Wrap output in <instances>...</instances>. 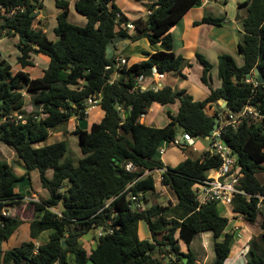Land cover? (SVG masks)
<instances>
[{"label":"trees","instance_id":"1","mask_svg":"<svg viewBox=\"0 0 264 264\" xmlns=\"http://www.w3.org/2000/svg\"><path fill=\"white\" fill-rule=\"evenodd\" d=\"M202 2L150 0L149 14L130 19L117 0H77L76 12L86 18L85 25H78L70 21L69 0H55L60 12L54 27L56 38L51 39L43 28L35 26L37 9L43 7L41 0H0V33L19 37L17 62L22 66L13 71V65L0 54V111H21L27 116L25 123L0 124V139L16 150L24 169L18 174L11 164L0 160V211L23 201L25 196L16 190V184L32 171L49 191L47 198L32 202L31 239L19 246L5 250L3 243L25 220L0 213V264H199L191 245L202 232H212L215 239L211 264L227 263L235 236L225 231L230 218L221 213L216 202L198 209L195 193V185L220 165V158L204 151L198 158L187 156L171 166L157 154L164 141L171 143L181 131L194 137L210 136L220 111L239 112L247 104L264 111V88L256 83L255 73L259 69L264 76V0L239 4L236 17L242 23V37L238 54L243 64L239 65L232 54H221L218 69L222 84L212 88L205 99L196 100L186 89L177 91L170 85L158 89L138 85V76L149 81L154 67L166 74L180 73L184 65H191L174 52L171 29L191 7ZM226 22L225 16L206 15L194 23ZM128 23H133V33ZM116 36L133 42L145 37L160 48L145 52L140 61L127 56L128 62L116 68V44L112 56L107 53ZM33 54L49 57L48 67L35 78L24 70L34 65ZM197 60L203 66L202 80L208 84L212 65L200 53ZM115 72L117 77L111 82ZM24 92L31 95L32 111L24 110ZM98 93L104 116L89 129L77 126L73 131L83 153L76 163L67 156L66 138L47 140L53 132L64 130L73 117H87L86 101ZM177 99L181 102L179 111L175 115L168 111L170 122L165 126L141 121L153 103L167 105ZM220 99L226 100V107L208 114L207 106ZM41 106L47 116L35 118ZM222 138L237 155L243 173L239 187L245 194L236 195L231 211L254 223L260 210L257 195L264 196V182L258 177L264 172V122L246 118L236 128L226 125ZM179 147L186 150V146ZM130 162L135 170L127 169ZM159 170L161 183L173 190L176 204L155 203L133 211L129 207L131 194L142 192L147 201L146 194L156 190L155 172ZM60 204L62 210L54 211ZM141 220L147 222L151 239L140 238ZM99 226L106 234L100 235L89 251L82 236ZM44 232H49L48 237L37 246ZM180 240L187 245V252L182 251ZM250 245L248 264H264V246L255 239Z\"/></svg>","mask_w":264,"mask_h":264},{"label":"crops","instance_id":"2","mask_svg":"<svg viewBox=\"0 0 264 264\" xmlns=\"http://www.w3.org/2000/svg\"><path fill=\"white\" fill-rule=\"evenodd\" d=\"M41 1L43 4V7L37 9V18L35 21V26L37 28H43L47 32L48 36L51 39H55L56 35L54 33V27L57 24L56 16L60 12V9L55 4V6L52 7L50 10L51 17H49L44 12V10L46 8V3H45L46 1L45 0H41ZM76 1L77 0H69L70 12H71L70 16H71V14H73L72 9H75ZM227 1L228 0H225V1L224 0H203L201 5L191 7L183 15V17L178 21V23L171 29V32L173 35V41H174V47H173L174 52L177 55L184 56L191 65L190 66H188L187 64L184 65L182 67V71L180 73H174V72L166 73L165 77L161 80L162 86L170 85L177 91L181 90V89H186V93L192 95L196 100H203L211 93L212 88H219L222 84V81L219 77V69H218L219 56L221 54H223V53L232 54L235 57V59L239 65L243 64V58L238 54L239 39L237 38L238 36L235 34V32L232 30V28H233L232 26H234V25L236 26V24H237L236 23L237 19H234L233 16H227L228 21L223 25H214V24H209V23H202V24L196 25L194 23L196 20H201L206 15L225 16L224 12H223L224 11L223 8L227 4ZM243 1L238 0V6ZM54 2H55V0H54ZM149 2H150V0H144V1L138 2L139 4L136 6H131L135 9H137V10H135V9L129 8V10H135L134 13H138V14L134 15L132 13L129 14L126 11L127 9H124L125 6L120 5V3H118V0H117V4L122 9L123 13L126 14V16H128L130 19H135V18H138L139 16H145V15L149 14L150 12L147 9V4ZM141 8H145V10H146L145 14H144V11L141 10ZM75 20L81 25L86 24V18L83 16L77 15V17H75ZM49 28L52 31V35H50V33H49L50 32ZM3 38H7V37H3ZM11 38L14 39L13 42L15 44L18 43V41H19L18 36L11 37ZM143 39H145L147 41V46L142 47L139 45V47L141 48L140 49L141 52L139 53V55L141 54L140 56H143V57H140L139 61L144 59V56H145L144 53L145 52H154L155 49L160 48V45H158V44L155 46H152L150 44L149 40L145 37H143L137 41H134L133 43L135 44V43H137ZM118 44L119 43L116 44V49H117ZM113 50H114V48H113ZM115 52H116V54H118L120 56H125V57L129 56L132 58V55L129 53V51H123V52L119 53L116 50ZM198 53L204 55L212 65L211 77H210L208 84H206L202 80L203 66L197 60V54ZM0 54H1V50H0ZM19 55H20V51L18 50L17 58ZM38 55H40V57H42L44 59V61H43L44 67H42L43 68L42 74H43L44 69H46L49 65V57L45 56L43 54H33L32 58H31L33 64H36V62H37L36 58ZM1 56L4 57L2 54H1ZM134 61H136V60H134ZM27 67H29V66H27ZM117 74L118 73L115 72L113 74V76L116 78ZM180 104H181V102L179 99H177L174 103L167 104V105H162V104L155 102L149 108L148 112L145 115H143V117L141 118V121L148 124V125H151V126L163 127L170 122V117L168 115V111H170L172 114L175 115L179 111ZM225 107H226L225 103L222 102V100L220 99V100H218L217 104H214L212 106H210V105L207 106L206 111L208 112V114L212 115L217 110L219 111L220 109L225 108ZM225 112L226 111H220V113H219L220 114V119H219L220 123L222 121L221 118ZM160 113H162V116H160ZM103 116H104V113H103V110L101 109V106L99 105L97 107H94L93 109L90 110L87 117H85L83 119L78 118V117H73L69 121V124H68V131L69 132H66V130H63V131L57 132L56 135H63L64 134L67 136V134L73 132L77 126L83 128V129H89L91 127L92 123L100 121L103 118ZM91 118H93V119H91ZM84 124H85V126H84ZM183 134L184 133L182 131L179 134V137L181 136L180 140L182 142L184 141ZM50 136L48 139H50ZM62 138H66V137L61 136L58 139H62ZM205 138L210 140L209 136H205ZM54 141L55 140H51L50 142H54ZM47 142H48V140H47ZM183 143L185 144L186 149L190 148L189 150L192 154H194V153L197 154L193 158L200 157L199 155L208 149V146L206 145L204 140H202L200 137H195V144L192 146L186 144V142H183ZM160 148H162V150H164V152L160 153L158 151L157 156H158V158L162 159V161L167 165L176 166L181 161H183L187 156H189L185 152L184 153L181 152L182 155H180L176 149H180V150H182V149L178 146H175V145L173 146L172 143H169L166 141H164L161 144ZM48 174L51 176L52 171H49ZM156 174H158V175H156ZM155 175H156V177L158 176L155 191H158L161 187L166 188L167 186H165L161 183L162 171L161 170L156 171ZM34 176L37 179L39 177L37 172L32 171L31 176L28 177L29 181H33ZM28 178H25V180L26 179L28 180ZM18 183H22V181H20ZM18 183L16 184V190L19 191ZM159 183H161V184H159ZM39 184H40V188L35 190V191L37 193H40V195H42L43 198H47L49 196V191L42 187L41 182H39ZM163 188H161V189H163ZM26 190L28 191V189H26ZM31 191L33 192V194H36V192L34 190H32V187H31ZM152 192H154V191L148 192L146 194V196ZM148 199H149V196H148ZM171 201L173 202V204H176V202H177L176 197H175V199L173 198ZM21 203H19V204H21ZM24 203H27V201H24ZM162 205H166V204L162 203ZM218 205L220 207L224 206L227 209V213L229 214L230 210H228V209H230V208H228V206H225L222 204H218ZM25 206H26V208L24 211H26V209H28V207H27L28 204H25ZM31 209H32V212L30 213V215L25 214V212L22 213V211H21V213L18 214L16 211L17 207H15V209L12 210V214L14 216H17V217L25 220V222H27L29 225V223L34 219V216H35L34 207H32ZM19 231H20V229L17 231V233ZM45 233L46 232H44L43 235H45ZM205 233L206 232H202V235L203 234L205 235ZM209 233L211 234V232H209ZM234 238H236V235L234 236ZM249 250H250V248H249ZM236 258H238L237 253H235L233 259H236ZM229 259H230V257H229ZM247 263H248V261H247Z\"/></svg>","mask_w":264,"mask_h":264},{"label":"rangeland","instance_id":"3","mask_svg":"<svg viewBox=\"0 0 264 264\" xmlns=\"http://www.w3.org/2000/svg\"><path fill=\"white\" fill-rule=\"evenodd\" d=\"M46 2V8L44 10V12L46 13L47 16L51 17V13L50 10L52 7L55 6V2L54 0H45ZM225 1V0H224ZM243 1V0H242ZM245 1V0H244ZM118 3H120V5L125 6L124 9H127L126 11L130 14H138V13H134L135 8L131 7V6H136L139 3L134 1V0H118ZM141 5V4H140ZM128 8H127V7ZM130 9H135V10H129ZM141 10L144 11V14L146 12L145 8H141ZM223 12L224 15L227 18L228 21V17L227 16H233L234 19H237V12H238V0H228L227 4L224 6L223 8ZM72 13L70 16V21L72 23L79 24L76 20L75 17L81 16L80 14H78L76 12L75 9H72ZM234 23V22H233ZM236 26H232V30L235 32V34L238 36L237 38L240 40L242 37V34L240 33V31H242V23L239 19H237L236 22ZM225 24V23H224ZM236 27V28H235ZM49 33L50 35H52V31L49 28ZM131 33L134 32V30H130ZM56 37V36H55ZM14 39L13 38H3L0 41V50H1V54L4 56V58H6L12 65H13V71H17L19 69H22V66L17 62V54H18V48L16 46V44L13 42ZM145 47L147 46V41L145 39L140 40L137 43H133V41L131 39H123L119 42L117 49L115 48V51L117 50L119 53L123 52V51H129V53L132 55V59L139 61L140 56L139 53L141 52V48L139 47ZM150 46V45H149ZM37 62L36 64H34L33 66H29L24 68L25 71L29 72L34 78L35 77H40L42 76V67H44L43 65V61L44 59L42 57H40V55L37 56ZM25 106L24 108L28 111H32L34 106L32 103V98L31 95L27 94L25 95ZM160 116H162V113H160ZM89 119V118H88ZM93 119V118H91ZM98 119V118H97ZM85 126V124H84ZM66 130V132L68 131V126L64 129ZM63 131V130H61ZM57 132H53L50 136V139H48L47 143H51V140H56L58 138H60L61 136H64L67 138L68 141V151H67V156H70L73 158V160L78 163L79 159L83 157V153L81 151V147L79 144V137L77 134L71 132L69 134L66 135H56ZM200 138L202 140H204V142L206 143V145L209 147L210 145V140L200 136ZM174 146V145H173ZM179 147V146H178ZM190 148H187L185 151L184 150H180V149H176L180 155H182V153H186L187 155L194 157L197 154H192L189 150ZM182 152V153H181ZM202 154H200L199 156H201ZM0 160L1 161H6L9 164H11L14 169L17 171L18 174H23L24 169L22 166V160L19 158V156L17 155V152L14 148L6 145L1 139H0ZM158 175V174H156ZM155 175V176H156ZM259 179L264 182V172H261L258 175ZM28 178V177H27ZM158 178V176L156 177V179ZM40 178L38 177V179L34 176L33 177V181H29L24 179V181H22V183H18V187H19V191L24 194V199L23 202L21 204H18L17 206V213H22L25 212V214L30 215V213L32 212V207L33 206V201H37L38 199H42V195H40V193H37L35 190L40 188V184H39ZM69 181H66V185H69ZM161 184V183H159ZM33 185V186H32ZM160 186V185H159ZM31 187L32 190H34L36 192V194H33V192L31 191ZM161 187V186H160ZM163 188V187H161ZM159 189L158 191H154L152 193H149L147 195V201H144V206L145 207H150L152 204L155 203H163L166 205H171L173 204V202L171 201L173 198L175 199V194L173 192V190H171L169 187L163 188V189ZM28 189V191L26 190ZM149 196V199H148ZM24 201H27V203H24ZM25 204H28V209L25 210L26 206ZM15 207H12L11 209L14 210ZM221 213L223 215H227L230 218V223L227 227V229L225 231H230L232 233H234L236 235V238H234L233 244H232V251L230 253V259H228L227 263L228 264H248L247 261L249 259L250 256V250L249 248L251 247L250 245V241L252 239H255L256 241H258L260 244H262L264 246V235H263V229H264V205L262 208H260L259 213H258V218L256 220V222H250L248 221L245 217H242L241 215H233V213L230 210L229 214L227 213V209L224 206H221ZM12 210L11 213H12ZM62 210V205H58L57 207L54 208V211L56 212H60ZM13 215V214H12ZM239 225L240 228L234 232V226L235 225ZM232 230V231H231ZM98 232L99 229L97 228H93L90 231H88L86 234H84L82 236V244L83 246L87 249V250H91L94 246H96L97 242H98ZM49 232L45 233V235H43L41 237V239L39 240V242H36L37 246L39 243L44 242L47 237H48ZM139 236L142 239H151V233L148 227V224L145 220H141L140 224H139ZM30 234H29V225L27 222H24L21 227H20V231L17 233H15L7 242L3 243V247L6 249L10 248V247H14V246H19L22 242L24 241H28L30 240ZM219 239H222V237H220ZM214 236L213 233L211 232V234L209 232H206L205 235L202 233L198 234L192 245L191 248L192 250L197 254V258H198V262L199 264H211L212 261L215 258V254H214ZM180 245H181V249L184 252L188 251V247L185 244V242L183 240H180ZM235 253H237L238 258L233 259ZM233 260V261H232ZM226 263V264H227Z\"/></svg>","mask_w":264,"mask_h":264},{"label":"built area","instance_id":"4","mask_svg":"<svg viewBox=\"0 0 264 264\" xmlns=\"http://www.w3.org/2000/svg\"><path fill=\"white\" fill-rule=\"evenodd\" d=\"M151 12V11H149ZM128 28H133V23L127 24ZM3 36L0 33V41ZM128 62L125 56L118 55L115 58V67L119 68ZM107 69H111V65L106 66ZM165 77V74L159 72L156 67L153 68V73L149 81H145L141 75L138 76V85H140L143 89L153 88L158 89L162 87L161 80ZM115 77L112 76L110 81H114ZM250 81V78L247 79ZM257 83V81H256ZM27 92H24V95H27ZM102 99V95L100 93L91 95L87 101L85 106V114L88 115L90 110L94 107L100 105ZM25 110V108H24ZM40 114L35 115V118H39V116L46 117L47 113L44 112V107L41 106L39 108ZM246 118L253 119L256 122H264V111L258 109L257 107L247 104L241 111L235 112L228 110L224 113L221 118V123H219L218 128L213 129V132L209 136L210 145L206 151L210 152L211 155H216L220 158V165L212 169L208 172L206 179L202 180L195 185V193L196 199L198 201V209L202 206L210 203L216 202L217 204H222L228 206V208H232L234 203V199L237 194H245L243 190L240 189L241 179L243 177V173L241 170V166L237 162V155L233 151V149L223 140L222 131L224 126L232 125L235 128L239 126ZM8 121H15L17 123H25L27 121V116L25 113L21 111L15 112H1L0 111V124ZM183 138L186 144L192 146L195 144V137L190 133L185 132L183 134ZM175 146H185V144L180 140L178 136L174 141L171 142ZM159 152L163 153L164 150L159 148ZM203 155V154H202ZM201 155V156H202ZM137 167L132 163L127 164V169L129 171L135 170ZM149 172V171H147ZM144 194L142 192L132 193L129 207L133 211H141L145 208L144 206ZM259 201L257 203L258 208H262L264 205V196L257 195ZM39 201V199L37 200ZM12 207H3L0 213L3 216H11L12 213L10 210ZM232 212V211H231ZM234 215V213H233ZM240 228L239 225L234 226V232H236ZM99 232L98 235L106 234V231L102 229L101 226L98 227ZM165 264V263H164Z\"/></svg>","mask_w":264,"mask_h":264},{"label":"water","instance_id":"5","mask_svg":"<svg viewBox=\"0 0 264 264\" xmlns=\"http://www.w3.org/2000/svg\"><path fill=\"white\" fill-rule=\"evenodd\" d=\"M123 39H126V37L116 36L113 40H111L109 42V44L107 46L108 57H111L112 56L114 45L117 44V43H119ZM255 73L257 74V80H256L257 83L259 84V86L261 88H264V76H263V74L259 71V69H255ZM247 77L250 78L251 77V74L248 73L247 74ZM221 100H222V102L225 103V106H226V103H227L226 100H223V99H221ZM215 122H216V124L214 126V129L218 128V126H219V117H216L215 118ZM212 132H213V130L211 131V133ZM183 142H185V140Z\"/></svg>","mask_w":264,"mask_h":264}]
</instances>
